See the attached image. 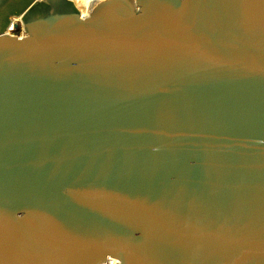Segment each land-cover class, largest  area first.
I'll list each match as a JSON object with an SVG mask.
<instances>
[{"label":"water","instance_id":"1","mask_svg":"<svg viewBox=\"0 0 264 264\" xmlns=\"http://www.w3.org/2000/svg\"><path fill=\"white\" fill-rule=\"evenodd\" d=\"M104 262L264 264V0H0V264Z\"/></svg>","mask_w":264,"mask_h":264},{"label":"rangeland","instance_id":"2","mask_svg":"<svg viewBox=\"0 0 264 264\" xmlns=\"http://www.w3.org/2000/svg\"><path fill=\"white\" fill-rule=\"evenodd\" d=\"M77 1L81 5L80 7H82V10L85 12V14H89L90 12L87 11V8H89L90 6H95L97 0H77Z\"/></svg>","mask_w":264,"mask_h":264},{"label":"built area","instance_id":"3","mask_svg":"<svg viewBox=\"0 0 264 264\" xmlns=\"http://www.w3.org/2000/svg\"><path fill=\"white\" fill-rule=\"evenodd\" d=\"M75 2L77 1V0H74ZM77 4V3H76ZM78 5V7L80 8V10H81V12H82V14H83V11H82V9H81V5L78 3L77 4ZM85 8H87V7H85ZM87 10H89L88 8H87ZM90 11H91V9H90ZM90 11H88V12H90ZM13 22H19V19L18 18H14L13 19ZM13 28L14 27H12V30H10V32H12L13 31ZM102 264H112L111 262H104V263H102Z\"/></svg>","mask_w":264,"mask_h":264},{"label":"flooded vegetation","instance_id":"4","mask_svg":"<svg viewBox=\"0 0 264 264\" xmlns=\"http://www.w3.org/2000/svg\"><path fill=\"white\" fill-rule=\"evenodd\" d=\"M77 3H79L78 1H77ZM81 9H82V7H81ZM83 11V10H82ZM90 11V10H89ZM83 13L85 14V12L83 11ZM86 15V14H85ZM14 33L15 34H23L24 32L20 29L19 31H14Z\"/></svg>","mask_w":264,"mask_h":264},{"label":"bare ground","instance_id":"5","mask_svg":"<svg viewBox=\"0 0 264 264\" xmlns=\"http://www.w3.org/2000/svg\"><path fill=\"white\" fill-rule=\"evenodd\" d=\"M99 1H100V0H97V1H96V4H97ZM76 3H77V1H76ZM77 4H78V3H77ZM93 8H94V6H90L88 9H89V10L91 9V11H92ZM89 10H87V11H89ZM91 11H90V12H91ZM89 14H90V13H89ZM83 15H85V14L83 13ZM86 15H88V14H86Z\"/></svg>","mask_w":264,"mask_h":264}]
</instances>
